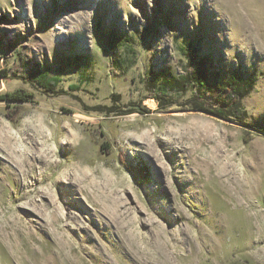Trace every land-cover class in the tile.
I'll use <instances>...</instances> for the list:
<instances>
[{
	"label": "rangeland",
	"instance_id": "374dc122",
	"mask_svg": "<svg viewBox=\"0 0 264 264\" xmlns=\"http://www.w3.org/2000/svg\"><path fill=\"white\" fill-rule=\"evenodd\" d=\"M191 55L211 83L254 79L246 117L145 98ZM17 88L34 97H0V264H264V0H0V95Z\"/></svg>",
	"mask_w": 264,
	"mask_h": 264
},
{
	"label": "trees",
	"instance_id": "16d2710c",
	"mask_svg": "<svg viewBox=\"0 0 264 264\" xmlns=\"http://www.w3.org/2000/svg\"><path fill=\"white\" fill-rule=\"evenodd\" d=\"M211 65L208 58H196L191 55L187 58L185 69L180 77L162 75L158 80L153 79L149 83L150 88L145 98L154 99L157 108L178 105L183 110L201 111L223 119H243L246 113L242 100L253 89L254 79L233 75L225 82L211 83ZM4 75L1 74V76ZM24 77L51 93L58 92L57 86L61 81L59 74H50L46 69H35L27 72ZM69 87L70 89L78 88L77 85ZM189 88L194 89V95L179 102L175 95L184 94ZM0 97L2 100L14 103V111H17L21 103L31 101L34 95L30 91L17 88L5 92ZM108 110V113L114 112V109ZM133 112L148 113L149 109L142 107L140 102L137 108H131L126 113Z\"/></svg>",
	"mask_w": 264,
	"mask_h": 264
}]
</instances>
